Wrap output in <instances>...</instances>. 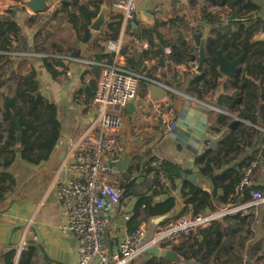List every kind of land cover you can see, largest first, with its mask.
Returning a JSON list of instances; mask_svg holds the SVG:
<instances>
[{
  "label": "crops",
  "instance_id": "1",
  "mask_svg": "<svg viewBox=\"0 0 264 264\" xmlns=\"http://www.w3.org/2000/svg\"><path fill=\"white\" fill-rule=\"evenodd\" d=\"M26 1H0L1 20L6 22L13 16L20 23L25 48L42 50L39 48L38 43L39 31L47 25L53 26L57 20H61L66 25L67 31L51 42L48 51L55 52L53 43H57L59 49L62 50L59 53L64 56L76 57L72 55L74 51H79L88 56L94 54L93 45L83 40L84 32L77 33L68 21L67 12L75 8L74 4L70 5L72 0H47L49 6L38 13H34L27 6ZM63 1L66 5H70L69 9H61V2ZM253 1L261 6L262 10L259 16L264 20V0ZM136 2L138 5L137 18L127 24L122 17L120 28L115 27L111 31L113 34L112 39L121 36L125 28L123 50L127 51L130 59L122 54L127 67L135 72H143L153 80L164 83L169 82L179 89V92L168 90V92H172L171 95L167 92V95L162 98H156L151 92V87L158 84L143 78H132V84L137 88L140 96L145 98V101L141 103L133 102L134 111L129 112L126 110L124 114L123 128L119 136L122 152L116 157L106 159V163L111 168L110 175H121L126 181V174L129 173L131 178L136 177L137 182H140L142 180L139 172L140 168H145L150 163L153 164L157 159L180 163L184 168L200 172L205 163L197 161V157L202 153L198 154L196 150L200 151L201 149L202 152H205L206 149L210 148L209 142L202 141L198 149L189 140L181 139L182 141H180L178 135L172 136V132L162 134L161 119L156 110H151L153 114L151 118L142 116V112L150 107L153 103L152 100H154L160 101L165 109L174 111L176 121H181V114L183 116L188 115V113H182L187 100L185 94L198 97L192 90L193 86L191 84L194 77L200 72L197 71V68L194 70L188 68V65L193 62L192 60L186 63H173L170 56L173 50L172 46L166 47L165 57H154L153 54L142 50L135 41L139 37L135 33L146 29L151 33L152 39L146 36L139 38L148 40L150 44L152 41L155 44L161 40L170 41L185 50V45L182 43L183 38L190 33H195V31L205 32L208 30L206 44L209 37L216 35V23L208 21L210 13L206 12L205 14L202 8H205L206 11L209 5H214L215 1L206 0L202 2L198 0L196 2V0H189L184 4H180L178 0H136ZM103 5L108 7L106 13L108 22L114 20L112 17L121 15L112 14L114 0H105ZM89 6L91 10H95L94 5L90 4ZM181 8L185 10V15L178 14V10ZM230 11L228 8V16L231 15ZM255 19L257 20V18ZM35 21L38 27L34 30ZM90 24L85 28L90 29ZM156 25L159 26L156 27ZM106 26L101 32L90 29L93 32V37L95 38L105 31ZM233 29H235V26H233ZM249 30L251 31V28ZM261 33H264L263 25L258 32L254 33L253 39L256 40V36ZM190 41L193 40L190 39ZM107 42L105 43L104 53L110 55L106 49ZM153 49L156 50V47H153ZM14 52V54H6L10 57L6 58L5 65L0 67V73L4 80V83L0 86V117L3 118L5 109L8 108L6 99L12 100L14 97L18 82L34 77L39 82L40 95L56 105L61 130L56 147L49 159L34 163L24 159L20 151L16 150V155L13 156L9 151L4 150L8 136V122L5 121L4 124L0 122V173L1 171L10 173L14 181L12 190L5 193L0 201V253L15 249L16 255L13 264H20L23 252L28 253L31 249H34L32 263L78 264L79 239L73 234L67 235L61 232L65 214L55 190L58 179L62 178L63 174L58 179H55V174L66 157L69 142L78 139L97 115L95 82L86 78L87 72L97 71V68L69 59L63 61L64 68L62 70H55L53 63L50 61H45L36 56L16 53L23 51ZM88 56H81V58L94 59ZM147 59L150 60L148 64L145 63ZM162 59L163 64H161ZM242 67H244V64L240 65V69ZM53 71L57 73L54 75ZM180 73L183 74V79L179 85H176ZM234 76L228 77L223 74L221 83L206 95L205 100H202L206 103L205 105L212 106L207 133L217 136L235 119L242 123L244 129V132L240 130L238 133L241 141L239 149L229 152L227 156L224 155L221 166L219 163L217 166H220V168L216 171L222 172L243 159L253 157L250 162L256 159L259 160V165L255 169L253 177L254 186L264 192V127L254 125L250 120L240 116L244 106L239 105L234 100L236 95L239 94L234 85ZM188 88H191L190 93L187 91ZM197 105L200 104L195 100L192 101L190 110L193 111V107ZM222 115L226 116L223 120L228 121V123L220 122ZM256 129L261 134L260 139L257 142L254 140L253 143H250ZM231 132L232 129L228 134ZM227 135L211 149L217 152L222 146L221 142L225 140ZM245 135H248L247 140L244 138ZM193 136L198 138L195 134ZM12 156L10 166L4 167L5 160ZM246 161H249V159ZM9 184L10 179H0V186L8 187ZM183 189L184 184L179 180L178 188L175 191L177 206L170 216L194 214L193 204H187L182 197ZM218 192L221 195L222 189H219ZM137 199L134 194L124 197L119 206L110 212L111 224L106 233V240L112 252L116 251L121 238L131 232L128 222L132 217ZM164 199H166V195L156 197V201ZM210 202L213 205L200 212H213L234 204L237 205L236 202L224 203L221 200H214L213 197ZM212 207L215 208L212 209ZM155 219L149 216L147 210H144L140 217V226H145L150 235L163 222L161 221L158 224ZM165 247L173 249L177 254L175 261L166 259L170 261L166 264H264V205L256 209L238 211L233 215H223L213 221L211 225L200 228L189 239L172 242ZM174 247L177 249L174 250ZM180 252H186L188 257L183 258L180 256ZM154 254L145 252L130 264H145Z\"/></svg>",
  "mask_w": 264,
  "mask_h": 264
},
{
  "label": "trees",
  "instance_id": "2",
  "mask_svg": "<svg viewBox=\"0 0 264 264\" xmlns=\"http://www.w3.org/2000/svg\"><path fill=\"white\" fill-rule=\"evenodd\" d=\"M197 1L198 0H196V2ZM201 1L205 2L206 0ZM214 1L215 4L219 3L223 7L224 12L220 16L213 18H211L209 14L208 21H214V23H216V35L208 38L205 69L194 77L191 84L193 86L192 90L197 94L198 99L205 100L206 95L221 83L223 73L219 69L217 60L219 49L224 50L228 59H234L244 52V67L234 76V85L239 92L234 100L239 103V105L244 106V110L240 112L242 118L250 120L254 125L264 127V41L253 39L254 33L258 32L262 25L264 27V20L259 16L262 10L261 6L253 0ZM104 3L105 0H72L70 5L74 4L75 8L67 12L68 21L73 25L77 33L81 31L84 32L83 40L87 43H91L94 49V54H89V56L79 51H74L72 54L73 56H88L98 60L111 57V54L104 53L105 43L113 38L111 31L114 30L115 27L120 28L122 16L116 15L112 17L114 20L108 22L106 30L95 38L93 37V32L85 28L91 23L92 19L97 16ZM90 4L95 6V10L90 9ZM61 5L62 10L63 8L69 9L70 7V5H66L64 1L61 2ZM228 8L231 10L230 16H228L227 13ZM202 11L206 14L205 8H202ZM255 18H257V20ZM253 22L254 24H252ZM157 26L159 25H156V27ZM233 26H235V29H233ZM129 28L131 29L130 25ZM249 28H251V31ZM135 35L139 37L146 36L152 39L151 33L146 29H142L138 33L136 32ZM23 36L22 27L13 16L6 22H3L0 18V67L5 65L6 58L10 57L4 54V51H42L30 47L25 48ZM151 45L152 48L156 47L153 54L154 57H165L166 47L172 46L173 50L170 56L173 59V63H186L190 60L189 55H187L182 47L172 44L170 41L161 40L156 44L152 41ZM53 49L55 51L53 53L56 54H60L59 51H62L59 49V44L57 43H53ZM122 53L126 58L128 57V59H130L126 50H122ZM53 73L55 75L57 72L53 71ZM3 83L4 80L0 73V86ZM187 91L190 93L191 88H188ZM171 93L172 92H168L170 95ZM12 101L15 103L14 106L6 108L4 112V120L8 122V136L4 150L7 152L9 151L13 156L16 155L17 140L14 118L16 115L23 126L21 132V156L34 163L49 159L56 147L55 145L60 137L61 130V123L57 116L56 105L40 95L39 82L34 77L18 82ZM260 101L262 102L258 103ZM224 118H226V116L222 115L220 122L225 124L228 123V121L223 120ZM240 130L244 132L242 123L237 122L232 128V132L221 142L222 146L217 152L208 148L205 152H202V155L197 157L198 162L205 163V166L200 172L205 175H210L215 182L216 187L212 193L195 184L185 182V177L182 173L192 174L194 171L189 168H184L180 163L168 160H162L159 165L150 163L147 167L140 168L139 172L142 177L140 182H137L136 177L131 178V175L127 173L124 183L123 199L132 194L136 195L138 198L132 217L128 222L130 231L132 232L140 227V217L144 210H147L149 216L152 218L163 216L166 218L173 214L177 206L175 191L178 188L179 180L184 184L182 197L186 200L187 204H193L194 214L212 206L213 203L210 202L212 197L214 200H221L224 203H234L237 200L242 202L248 199L249 189L244 190V194L241 198H237L236 196V198L231 199V196L236 192L235 188L242 177V169L249 165L253 157L243 159L237 162V164L229 166L222 172L216 171L220 168L224 155L227 156L229 152L239 149L241 141L238 133ZM244 138L247 140L248 135H245ZM13 156L5 160L3 164L4 167L10 166ZM247 159H249V161H246ZM156 161H158V159ZM219 163L220 166H217ZM0 179H10L8 187L0 186L1 201L4 194L12 190L14 181L11 174L6 171H1ZM219 189H222L221 195L218 192ZM160 195H166V199L156 201V197ZM214 208L215 207H212V209ZM175 215L182 216L183 214ZM176 249L177 248L174 247V250ZM180 253V256L183 258L188 257L186 252ZM33 254L34 249H31L28 253L23 252L20 264H36L32 263ZM15 255V249L0 253V264H13ZM166 263H170V261L165 258H160L155 254L145 262V264Z\"/></svg>",
  "mask_w": 264,
  "mask_h": 264
},
{
  "label": "built area",
  "instance_id": "3",
  "mask_svg": "<svg viewBox=\"0 0 264 264\" xmlns=\"http://www.w3.org/2000/svg\"><path fill=\"white\" fill-rule=\"evenodd\" d=\"M188 1L178 0L180 4ZM112 14H121L125 23L129 24L138 15L136 0H114ZM178 14L182 16L186 12L181 8ZM125 33L124 28L121 36L108 40L106 49L111 57L107 60L64 56L49 51L16 52L50 61L55 70H62L63 61L69 59L99 69V71H89L86 75L87 80L95 82L97 115L78 139L69 142L66 157L55 174V179L63 174V177L58 179L55 190L65 214L61 232L67 235L73 234L79 239L78 264H130L145 252L158 250L172 242L190 238L200 228L211 225L223 215H233L238 211L256 209L264 205V192L254 186V172L259 165V160H255L242 169V177L235 188L236 192L231 196L232 199L236 196L241 198L244 190L249 189V198L245 201L237 200V205L213 212L169 216L151 235L145 226H140L121 238L115 252L110 250L106 240V233L111 224L110 212L121 203L125 178L121 175H110L111 168L106 163V159L116 157L122 152L119 136L129 104L145 101L131 80L143 78L160 84L169 91L179 92L172 85L153 80L145 73L135 72L127 67L122 54ZM195 33L187 35L182 42L185 45L184 51L190 58L198 52ZM190 39L193 41L191 42ZM135 41L142 50L154 54L155 49L148 40L137 37ZM14 53L4 51V54L8 55ZM149 62V59L145 60L146 64ZM193 63L194 61L188 65V68L192 69ZM185 95L201 104L196 100L197 97L191 94ZM152 101V105L142 112V116L151 118L153 115L151 110H156L161 119L162 134L171 133L177 123L174 111L165 109L160 101ZM0 122L4 124V115L3 118L0 117ZM161 161H155L153 165H159ZM165 237L170 239V244L163 243Z\"/></svg>",
  "mask_w": 264,
  "mask_h": 264
},
{
  "label": "water",
  "instance_id": "4",
  "mask_svg": "<svg viewBox=\"0 0 264 264\" xmlns=\"http://www.w3.org/2000/svg\"><path fill=\"white\" fill-rule=\"evenodd\" d=\"M26 4L34 13L43 11L49 6L47 0H27ZM107 11H108V7L106 5H103L98 15L92 20L89 26L90 29L95 30L97 32H101L103 30V28L108 23V19L106 18ZM207 35H208V30H206L205 32L197 31L194 35L196 46L199 49V64L197 67V71L200 73L205 68V63L207 58L206 44H205V40L208 37ZM256 40L264 41V33L257 35ZM244 57H245V53L243 52L234 59H228L224 53V50L219 49L217 53V60L219 63L220 71L228 77L236 75L240 71V65L243 63ZM190 59L192 61H196L197 56L192 55ZM161 64H163V59ZM97 71H99V69H97ZM182 79H183V74L180 73L176 85H179ZM166 84L171 85V83L169 82H167ZM151 92L154 94V96H156V98H162L163 96L167 95L168 89L164 86L156 85L151 87ZM194 100L195 99L193 98L187 97V100L185 101V107L183 108L182 113H186V114L188 113V115L183 116V114H181L180 117L181 121H177L175 127L172 130L173 133L172 136L178 135L180 137V141H182L181 139L189 140L198 149L200 148L202 141L209 142L210 148H212L216 143L220 142L229 133V131L238 122V120L237 119L233 120L219 136H214L212 134H209L206 131L208 126L209 116L212 112L211 111L212 106L205 105L206 103L204 101L200 99H196L199 100L201 104L197 105L196 107H193V111H191L190 110L191 102ZM6 102H7L6 106L8 108L13 107L15 104L9 98L6 99ZM206 106L209 108H207ZM127 110L129 112H133L134 103H130ZM186 117L187 119H185ZM14 118H15V130H16V140H17L16 150L21 151L22 149L21 132L23 130V126L16 115L14 116ZM193 134L198 136V138L193 136ZM196 151L198 154L202 153L201 149L200 151L199 150ZM182 174L185 177V182L195 184L196 186H199L211 193L214 192L216 186L214 180L210 175H205L201 172H193L192 174H187L183 172ZM164 218L165 216L156 218L155 222L159 224L161 221H163ZM162 241L164 244H170V239L168 237H165ZM151 253H155L160 258H165L174 261L176 260V255H177L171 248H166V247H162L158 250H152Z\"/></svg>",
  "mask_w": 264,
  "mask_h": 264
},
{
  "label": "rangeland",
  "instance_id": "5",
  "mask_svg": "<svg viewBox=\"0 0 264 264\" xmlns=\"http://www.w3.org/2000/svg\"><path fill=\"white\" fill-rule=\"evenodd\" d=\"M223 11H224V9L219 3H217V4L214 3V5H209L208 9H206V12L210 13L211 18L220 16L223 13ZM34 23H35L34 24V26H35L34 30H35L38 27V24H36V21ZM65 27H66V25H64L61 20H57L55 25H53V26L47 25L46 27H44L43 30L39 31V34H38L39 48H41L43 51H48L51 42L58 39L61 35H63L65 33V31H67ZM206 45H207V43H206ZM195 55L197 56L196 63L191 65L193 70L196 69L198 67L197 64H199V51L195 52ZM219 135L220 134H218L217 136H219ZM260 136H261V134L256 129L253 132V136L251 137L250 143H253L254 140H256V142H257L260 139ZM181 241H184V240H181Z\"/></svg>",
  "mask_w": 264,
  "mask_h": 264
}]
</instances>
